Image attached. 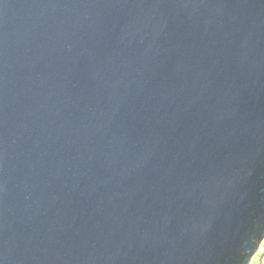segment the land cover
<instances>
[{
  "label": "water",
  "instance_id": "1",
  "mask_svg": "<svg viewBox=\"0 0 264 264\" xmlns=\"http://www.w3.org/2000/svg\"><path fill=\"white\" fill-rule=\"evenodd\" d=\"M263 240L264 0H0V264Z\"/></svg>",
  "mask_w": 264,
  "mask_h": 264
},
{
  "label": "crops",
  "instance_id": "2",
  "mask_svg": "<svg viewBox=\"0 0 264 264\" xmlns=\"http://www.w3.org/2000/svg\"><path fill=\"white\" fill-rule=\"evenodd\" d=\"M250 264H264V240Z\"/></svg>",
  "mask_w": 264,
  "mask_h": 264
}]
</instances>
